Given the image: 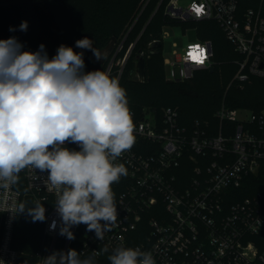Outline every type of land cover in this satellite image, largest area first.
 I'll list each match as a JSON object with an SVG mask.
<instances>
[{
    "label": "built area",
    "instance_id": "1",
    "mask_svg": "<svg viewBox=\"0 0 264 264\" xmlns=\"http://www.w3.org/2000/svg\"><path fill=\"white\" fill-rule=\"evenodd\" d=\"M262 3L191 0L182 7L178 0H170L165 15L180 22H215L239 56L233 79L242 82L264 79ZM193 49L203 50V63L192 59ZM128 52L115 62L112 58L105 72L109 74L113 65L121 72ZM212 54L208 40L186 45L174 53L173 61H164L166 80L184 81L195 71L210 68ZM214 116L217 128L199 122L185 126L176 108L165 107L160 116L144 110L133 122L135 143L115 161L127 168V175L112 185L117 220L103 240L84 224L70 229L74 240L61 236L56 196L47 188L49 172L22 170L27 195L46 209L37 264L69 249L82 259L95 252L97 261L116 247L151 252L156 264H264V192L235 200L243 182L257 176L264 165V110L253 113L222 103ZM63 147L80 151L69 141ZM20 203L15 184L0 188V264H17L19 253L12 240ZM53 220L55 229L50 227Z\"/></svg>",
    "mask_w": 264,
    "mask_h": 264
},
{
    "label": "clouds",
    "instance_id": "2",
    "mask_svg": "<svg viewBox=\"0 0 264 264\" xmlns=\"http://www.w3.org/2000/svg\"><path fill=\"white\" fill-rule=\"evenodd\" d=\"M27 28L22 21L19 30ZM75 43L103 59L89 38ZM22 47L16 37L0 40V188L16 184L26 168L48 171L47 188L55 193L62 221L59 234L74 240L70 229L84 224L103 240L118 216L112 185L127 175L115 161L135 143L126 91L105 71L85 73L84 53L72 47L60 45L51 59L43 44L36 52ZM66 141L80 151L63 147ZM25 212L32 222L46 219L40 201L16 206L15 214ZM50 227L56 228L55 220ZM96 255L82 259L69 249L54 252L44 264H97ZM108 261L156 264L151 252L126 247H116Z\"/></svg>",
    "mask_w": 264,
    "mask_h": 264
},
{
    "label": "trees",
    "instance_id": "3",
    "mask_svg": "<svg viewBox=\"0 0 264 264\" xmlns=\"http://www.w3.org/2000/svg\"><path fill=\"white\" fill-rule=\"evenodd\" d=\"M169 1L0 0V36L4 32L12 34L23 45L22 51L36 52L43 44L49 59L56 55L60 45L72 47L75 52L84 53L85 73L97 59L91 50L77 48L75 42L87 37L102 52L114 38L116 45L103 56L98 70L105 71L112 58L114 62L122 59L129 50L121 72L113 65L109 75L118 79L126 91L133 122L143 117L144 110L160 116L163 108L174 107L185 126L199 122L217 128L214 115L222 103L230 109L253 113L264 110V79L242 82L233 79L239 56L219 26L213 21L171 20L165 15ZM261 14L264 16V3ZM22 21H27V31L19 30ZM175 24L192 27L199 40L211 42L212 66L195 71L190 79L169 82L162 57V30L165 25ZM140 58L144 59L143 80L136 74ZM15 188L22 203L32 207L34 202L26 193L21 173ZM257 192H264V165L257 176L243 182L235 200ZM42 228L43 223L32 222L26 212L17 214L12 240L13 248L19 253L17 264H37L35 252L42 246ZM108 256L105 253L97 264H110Z\"/></svg>",
    "mask_w": 264,
    "mask_h": 264
},
{
    "label": "rangeland",
    "instance_id": "4",
    "mask_svg": "<svg viewBox=\"0 0 264 264\" xmlns=\"http://www.w3.org/2000/svg\"><path fill=\"white\" fill-rule=\"evenodd\" d=\"M178 1L180 6L185 7L191 0ZM2 36L3 37L0 36V40L13 37L9 32H4ZM35 36L34 34V37ZM197 41H199V39L196 37L195 30L192 27L183 28L179 24L165 25L162 30V57L164 61H173L174 53H181L186 45ZM167 70L168 66H165V71Z\"/></svg>",
    "mask_w": 264,
    "mask_h": 264
},
{
    "label": "water",
    "instance_id": "5",
    "mask_svg": "<svg viewBox=\"0 0 264 264\" xmlns=\"http://www.w3.org/2000/svg\"><path fill=\"white\" fill-rule=\"evenodd\" d=\"M116 45V41L114 38H112L111 42L108 44V46L101 52L102 55L104 56L106 53H109L113 50L114 46ZM101 60H96L95 63L89 68L88 72L90 71H96L99 69L101 63H100ZM136 74H137V77L140 79V80H143L144 78V59L143 58H140L139 61L137 62V65H136Z\"/></svg>",
    "mask_w": 264,
    "mask_h": 264
},
{
    "label": "snow or ice",
    "instance_id": "6",
    "mask_svg": "<svg viewBox=\"0 0 264 264\" xmlns=\"http://www.w3.org/2000/svg\"><path fill=\"white\" fill-rule=\"evenodd\" d=\"M197 13L200 12V9H196ZM192 55V59L199 62V63H203V59H204V54H203V50L197 51L196 49H193V52L191 53Z\"/></svg>",
    "mask_w": 264,
    "mask_h": 264
}]
</instances>
